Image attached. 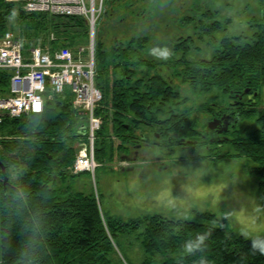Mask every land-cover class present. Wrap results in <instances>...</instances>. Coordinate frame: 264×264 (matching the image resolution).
I'll list each match as a JSON object with an SVG mask.
<instances>
[{
	"label": "trees",
	"instance_id": "trees-1",
	"mask_svg": "<svg viewBox=\"0 0 264 264\" xmlns=\"http://www.w3.org/2000/svg\"><path fill=\"white\" fill-rule=\"evenodd\" d=\"M217 1L221 0H104L95 37V83L102 92L96 106L102 118L95 138L97 162L114 159L115 131H126L127 124L143 128L167 121L157 107L175 100L155 60H190L186 67L194 76L189 80L193 92L210 96L218 92L209 98L208 106L211 101L220 103L223 94L239 112V129L231 132L227 142L231 150L219 154L211 146L212 158L246 156L258 164L255 171L264 182V107L259 102L264 87V0H254L256 12L238 33L227 26L233 18L221 14L214 5ZM13 10L17 16L10 21ZM8 30L22 41L25 52L37 46L51 52L69 47L76 52L82 36H90L84 16L28 12L22 0H0V37ZM154 48H166L171 54L157 58ZM11 74L0 70L4 94ZM73 97L68 87L55 92L48 86L42 113L6 116L0 127V161L15 162L14 167L25 170L9 192L13 187L25 188L30 193L25 214L45 213L41 264H197L201 254L181 257V245L206 230L212 233L203 254L209 264H240L241 257H246V264H264V255L249 254V240L224 226L161 214L124 219L102 212L94 191L76 187L82 173L71 172L87 126V116L73 106ZM117 114L120 118H115ZM244 121H254L257 127L247 130ZM179 123L191 129L188 119ZM202 215L216 218L213 213ZM12 227L15 233L19 224ZM132 236L142 248L138 258L124 252L123 244ZM4 259L11 264L15 257Z\"/></svg>",
	"mask_w": 264,
	"mask_h": 264
},
{
	"label": "rangeland",
	"instance_id": "rangeland-1",
	"mask_svg": "<svg viewBox=\"0 0 264 264\" xmlns=\"http://www.w3.org/2000/svg\"><path fill=\"white\" fill-rule=\"evenodd\" d=\"M214 5L220 7L223 16L233 18L232 24L224 26L234 33L245 30L248 18L256 12L254 0H221ZM88 43L90 36L83 35L82 46L86 48ZM215 92L208 97L214 98L218 94ZM259 100L264 107V87ZM242 127L253 130L257 125L254 121H244ZM244 132L251 135V132ZM225 149L231 150L229 143L225 144ZM180 151L174 149L172 154L153 160L154 164L139 159L131 163L135 166L129 171L115 168L117 160L114 159L98 161L94 172L78 176L76 187L86 192L94 191L106 215L128 219L161 214L172 219L222 225L237 234L244 229L264 231V217L257 221L249 214L258 202L264 203L261 199L264 198V182L255 171L257 163L246 156L179 159ZM206 212L213 213L216 218L203 217L202 213ZM229 213L231 219L225 220V214ZM131 240L124 242V252L138 258L142 254L141 245L136 237L132 236Z\"/></svg>",
	"mask_w": 264,
	"mask_h": 264
},
{
	"label": "built area",
	"instance_id": "built-area-1",
	"mask_svg": "<svg viewBox=\"0 0 264 264\" xmlns=\"http://www.w3.org/2000/svg\"><path fill=\"white\" fill-rule=\"evenodd\" d=\"M20 1V0H10ZM28 12H47L55 15H80L89 23L92 38L88 49L80 47L74 52L61 47L54 52L41 46L24 51L22 41L8 30L0 37V70H10L9 91H0V127L3 113L12 117L32 112L33 105L45 103L44 92L50 86L55 92L68 87L73 93V106L87 116L85 138L79 142V151L71 166V172H94L95 138L102 118L96 114V106L102 92L95 83L96 64L94 36L99 17L104 10V0H22Z\"/></svg>",
	"mask_w": 264,
	"mask_h": 264
},
{
	"label": "flooded vegetation",
	"instance_id": "flooded-vegetation-1",
	"mask_svg": "<svg viewBox=\"0 0 264 264\" xmlns=\"http://www.w3.org/2000/svg\"><path fill=\"white\" fill-rule=\"evenodd\" d=\"M155 61L158 63L156 70L164 77L166 89L175 101L157 107L162 119L167 120L164 123L149 124L143 128L127 124L126 131L113 133L114 160H117L115 168L120 171H129L135 166L131 163L139 159L154 164L153 160L172 154L174 149L181 150L179 159L211 158L214 151L223 154L231 132L240 126L239 112L227 96L222 94L220 103L211 101L212 105L208 106L207 94L193 92L189 80H193L194 76L187 73L186 67L190 60ZM146 62L148 60H143V63ZM143 69L144 66L139 67V70ZM186 77L188 80H185ZM239 97L242 99L244 96L239 94ZM115 118H120V115H115ZM183 119H188L191 129L180 127L178 122ZM174 123L176 128L172 126Z\"/></svg>",
	"mask_w": 264,
	"mask_h": 264
},
{
	"label": "clouds",
	"instance_id": "clouds-1",
	"mask_svg": "<svg viewBox=\"0 0 264 264\" xmlns=\"http://www.w3.org/2000/svg\"><path fill=\"white\" fill-rule=\"evenodd\" d=\"M17 12L13 10L9 16L14 21ZM152 54L157 58L167 59L170 51L166 48H154ZM31 111L40 114L44 111L43 103L33 105ZM15 162L4 161L0 163V264H6L5 256L14 255L11 264H41L43 259V243L46 238L45 213L41 210L25 214L29 207L30 193L23 187L9 186L15 180H21L24 169L14 167ZM264 200V198H261ZM257 221L264 217V203L258 202L250 213ZM232 214H225L224 219L230 220ZM18 223L19 227L13 232L12 225ZM222 226V225H220ZM211 231L198 232L194 237L186 239L181 245V257H198L197 264H209L208 258L203 255L207 251V242ZM244 239L250 241L249 254L264 255V231L251 232L247 229L239 233ZM240 264H246V257H241Z\"/></svg>",
	"mask_w": 264,
	"mask_h": 264
},
{
	"label": "water",
	"instance_id": "water-1",
	"mask_svg": "<svg viewBox=\"0 0 264 264\" xmlns=\"http://www.w3.org/2000/svg\"><path fill=\"white\" fill-rule=\"evenodd\" d=\"M4 115H5V116H9V114H8V113H4ZM0 163H2V162L0 161Z\"/></svg>",
	"mask_w": 264,
	"mask_h": 264
},
{
	"label": "bare ground",
	"instance_id": "bare-ground-1",
	"mask_svg": "<svg viewBox=\"0 0 264 264\" xmlns=\"http://www.w3.org/2000/svg\"><path fill=\"white\" fill-rule=\"evenodd\" d=\"M97 165H98V163H97Z\"/></svg>",
	"mask_w": 264,
	"mask_h": 264
}]
</instances>
